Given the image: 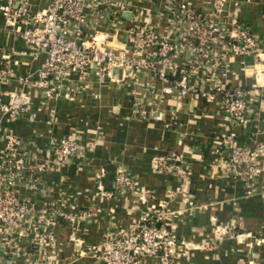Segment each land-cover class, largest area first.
Masks as SVG:
<instances>
[{
  "label": "crops",
  "instance_id": "0c3cea01",
  "mask_svg": "<svg viewBox=\"0 0 264 264\" xmlns=\"http://www.w3.org/2000/svg\"><path fill=\"white\" fill-rule=\"evenodd\" d=\"M179 2L206 15L213 7V0H128L117 9L113 29L100 35L96 45L146 65L98 72L95 63L78 96L50 104L33 84L46 53H35L21 35L26 25L9 24L0 11V70L14 75L0 78V95L26 101L25 110L15 116L0 113V123L30 157L12 189L17 200L34 207L27 240L14 246L0 234L1 264H107L98 258L104 240L135 227L148 207L164 200L170 228L186 246L171 262L146 257L137 264H264V171L248 193L228 170L231 149L222 142L215 151L230 129L240 146L264 139V0H234L220 14L228 29L255 35L260 54L228 55L214 80L202 70L192 76L199 90L219 81L227 89L248 91L246 124L232 122L224 92L212 89L211 98L200 91L165 92L175 77L158 62L157 47L141 54L132 49L131 32L149 26L176 44L177 62L190 60L194 52L170 18V5ZM30 7L42 11L46 0H30ZM163 70L164 78L157 73ZM19 76L26 81L19 82ZM62 137L76 138L88 151L57 163L49 144ZM0 155L6 157L5 140H0ZM120 169L133 178L134 188H117ZM69 215L76 220L71 222Z\"/></svg>",
  "mask_w": 264,
  "mask_h": 264
},
{
  "label": "built area",
  "instance_id": "2783aa9c",
  "mask_svg": "<svg viewBox=\"0 0 264 264\" xmlns=\"http://www.w3.org/2000/svg\"><path fill=\"white\" fill-rule=\"evenodd\" d=\"M232 1L234 0H213L212 11L207 15L196 13L192 7L182 2L170 5V18L178 27V34L188 40L185 47L194 52L188 61L177 62L173 57L176 44L162 38L149 26L131 32L132 49L141 54L144 48L157 47L155 55L158 62L175 77L173 83L165 88V92L171 94L174 89H178L181 95H185L200 91L208 98L213 95L212 89L224 92L226 97L223 104L232 122L246 124L250 117L248 91L240 86L227 89L219 81L214 88L199 90L192 81V76H197L201 70L208 78L217 79L219 63L228 55L243 57L260 54L261 43L255 35L228 29L220 18V14ZM127 3L128 0H46L45 9L36 12L30 7V0H5L0 5V11L9 24L26 25L21 31L26 44L37 54L46 53L39 76L33 82L44 101L50 104L60 97L78 96L95 63L98 65V72H110L113 67L133 69L146 65L144 60L139 62L123 53L106 52L96 45L101 39L100 35L104 36L111 31L118 21L117 9L124 8ZM189 39H195L197 43ZM74 73L77 78L73 77ZM157 73L160 77H165L164 70ZM1 77L13 79L14 75L0 70ZM16 79L19 82L26 81L21 76ZM25 103L24 99L17 96L4 102L0 95V113L15 116L25 110ZM236 136V132L230 129L221 137V144L216 145L215 151L221 150L222 142L231 149L228 170L245 183L248 193H253L264 171V139L247 147L238 145ZM0 140L6 142V157L0 155V234L4 240L5 237H10L9 230H16L29 222L34 207L26 200H17L12 189L16 178L29 165L30 157L17 138L4 131L1 123ZM49 149L59 164L69 163L88 151V147L71 137L54 138ZM103 172L104 170L98 174L99 178ZM116 185L119 190L132 189L136 183L127 172L120 169L116 174ZM175 192L181 191L178 189ZM167 205L164 200L148 207L135 227L104 240L98 249L99 262L137 264L146 257H155L168 263L180 256L186 243L172 232ZM68 218L74 222L77 217L69 215ZM47 227L46 222L42 234L48 230ZM12 243L16 245L15 241ZM2 262L0 254V264Z\"/></svg>",
  "mask_w": 264,
  "mask_h": 264
},
{
  "label": "rangeland",
  "instance_id": "374dc122",
  "mask_svg": "<svg viewBox=\"0 0 264 264\" xmlns=\"http://www.w3.org/2000/svg\"><path fill=\"white\" fill-rule=\"evenodd\" d=\"M27 230H28L27 229V223L24 226L20 225L16 230L11 229V230H9L11 238L5 237L4 241L10 242V240H12V241H15L16 243L24 242L25 240H27ZM20 233H21V235H20ZM15 239H17V240H15Z\"/></svg>",
  "mask_w": 264,
  "mask_h": 264
},
{
  "label": "water",
  "instance_id": "95a60500",
  "mask_svg": "<svg viewBox=\"0 0 264 264\" xmlns=\"http://www.w3.org/2000/svg\"><path fill=\"white\" fill-rule=\"evenodd\" d=\"M4 102H8V97L5 96Z\"/></svg>",
  "mask_w": 264,
  "mask_h": 264
}]
</instances>
